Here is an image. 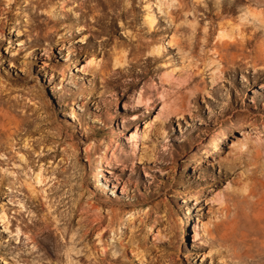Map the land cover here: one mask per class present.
<instances>
[{"label": "rangeland", "instance_id": "obj_1", "mask_svg": "<svg viewBox=\"0 0 264 264\" xmlns=\"http://www.w3.org/2000/svg\"><path fill=\"white\" fill-rule=\"evenodd\" d=\"M0 264H264V0H0Z\"/></svg>", "mask_w": 264, "mask_h": 264}, {"label": "bare ground", "instance_id": "obj_2", "mask_svg": "<svg viewBox=\"0 0 264 264\" xmlns=\"http://www.w3.org/2000/svg\"><path fill=\"white\" fill-rule=\"evenodd\" d=\"M165 43H168V42H163V44H165ZM56 49V48H55ZM74 71H75V69L74 68H71V70H70V72H72V73H74ZM143 93H140L139 94V96H138V98H137V101H136V106H143L144 104H145V102H144V104H143ZM145 101V100H144ZM101 179H103V178H101ZM215 228H217V226H215ZM225 235V234H224Z\"/></svg>", "mask_w": 264, "mask_h": 264}]
</instances>
